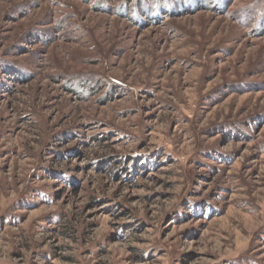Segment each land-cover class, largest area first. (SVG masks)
<instances>
[{
    "label": "rangeland",
    "instance_id": "obj_1",
    "mask_svg": "<svg viewBox=\"0 0 264 264\" xmlns=\"http://www.w3.org/2000/svg\"><path fill=\"white\" fill-rule=\"evenodd\" d=\"M0 264H264V0H0Z\"/></svg>",
    "mask_w": 264,
    "mask_h": 264
}]
</instances>
